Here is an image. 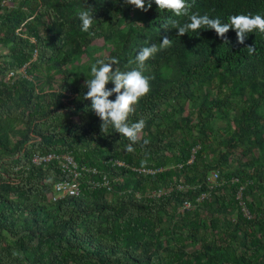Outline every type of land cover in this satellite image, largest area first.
I'll list each match as a JSON object with an SVG mask.
<instances>
[{
  "label": "trees",
  "instance_id": "obj_1",
  "mask_svg": "<svg viewBox=\"0 0 264 264\" xmlns=\"http://www.w3.org/2000/svg\"><path fill=\"white\" fill-rule=\"evenodd\" d=\"M186 3L188 16L222 23L264 17V0ZM86 9L92 34L81 31ZM188 16L154 0L147 12L125 0L0 6V264H264V34L239 44L230 29L227 45L211 29L178 36L172 21ZM165 36L171 45L146 61L150 92L129 117L145 128L129 153L114 128L101 132L84 84L97 61L131 70ZM48 154L97 174L54 201L55 183L69 178L57 160L32 163Z\"/></svg>",
  "mask_w": 264,
  "mask_h": 264
},
{
  "label": "clouds",
  "instance_id": "obj_2",
  "mask_svg": "<svg viewBox=\"0 0 264 264\" xmlns=\"http://www.w3.org/2000/svg\"><path fill=\"white\" fill-rule=\"evenodd\" d=\"M125 3L134 6L143 12H147L152 7L153 0H125ZM157 10L160 12L172 13L175 17L188 16V5L186 0H154ZM88 9H92L88 7ZM190 22L180 24L179 21L173 20L172 27L178 31V36H183L188 32H198L201 29H211L223 39L227 45L229 41L226 33L234 30L237 36V42L243 44L247 35L254 31L264 34V17L259 14L252 15H233L229 17V22L222 23L219 18H211L209 15L194 13L188 16ZM79 19L82 22L81 31L89 33L93 25V12L82 10L79 12ZM172 40L167 36L163 37L162 43L151 44L139 50L134 61L136 67L123 71L118 66L119 60L113 58L111 62L105 63L97 61L91 66V79L85 81L84 87L87 92L84 99L91 100V110L102 121L101 132H106L109 127L115 129L121 136L127 138L130 143L126 146V151L132 153L135 151L132 145L136 144L140 135L145 128V120L140 119L138 122L130 123L129 117L135 112V106L141 98L150 92V77L144 75L146 61L154 56L160 49L170 46ZM249 54L255 52L254 46L247 48ZM117 66L113 70V66ZM112 83L114 87L109 90L106 86ZM115 94V100L109 97ZM149 141L144 140V144ZM146 163V161H142ZM14 255H20L14 253Z\"/></svg>",
  "mask_w": 264,
  "mask_h": 264
},
{
  "label": "built area",
  "instance_id": "obj_3",
  "mask_svg": "<svg viewBox=\"0 0 264 264\" xmlns=\"http://www.w3.org/2000/svg\"><path fill=\"white\" fill-rule=\"evenodd\" d=\"M5 4V0L0 1V6ZM58 161L59 162V168L63 175H66L69 180H62L54 185V191L55 194L53 196V200L57 201L60 200L66 196H77L79 194V184L78 179L82 176V173L87 172L96 175L97 171L95 169L89 170L86 169V167H79V165L75 162L73 157L70 154H63L60 156H57L56 154H48V155H35L32 158V163L36 166L45 165L46 163H49L51 161ZM119 165H123L122 163H119ZM138 172L152 174L154 173L153 170H137ZM219 176L218 172L212 171L210 175L208 176V182L211 185H214L218 182ZM104 186H107L108 188V181L104 178ZM163 193V191H157L153 192L152 195L160 196ZM238 198H240V192L238 194ZM184 209L190 208V204L188 202H185L183 205Z\"/></svg>",
  "mask_w": 264,
  "mask_h": 264
},
{
  "label": "rangeland",
  "instance_id": "obj_4",
  "mask_svg": "<svg viewBox=\"0 0 264 264\" xmlns=\"http://www.w3.org/2000/svg\"><path fill=\"white\" fill-rule=\"evenodd\" d=\"M3 54H6V50L4 48L0 47V55H3ZM84 59H86V58H84ZM83 63H85V62H83Z\"/></svg>",
  "mask_w": 264,
  "mask_h": 264
}]
</instances>
